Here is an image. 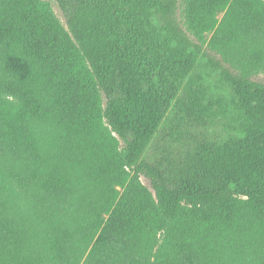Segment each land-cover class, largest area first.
Listing matches in <instances>:
<instances>
[{"label":"trees","instance_id":"1","mask_svg":"<svg viewBox=\"0 0 264 264\" xmlns=\"http://www.w3.org/2000/svg\"><path fill=\"white\" fill-rule=\"evenodd\" d=\"M54 1L0 0V264H264V0Z\"/></svg>","mask_w":264,"mask_h":264},{"label":"rangeland","instance_id":"2","mask_svg":"<svg viewBox=\"0 0 264 264\" xmlns=\"http://www.w3.org/2000/svg\"><path fill=\"white\" fill-rule=\"evenodd\" d=\"M52 2H53V7H54L55 12L64 21V15H63L61 9L59 8V6L57 5V3L54 0H52ZM254 79L264 83V74H259V75L255 76ZM142 179H143L144 183H146L147 185H150L149 181L145 177H142Z\"/></svg>","mask_w":264,"mask_h":264}]
</instances>
